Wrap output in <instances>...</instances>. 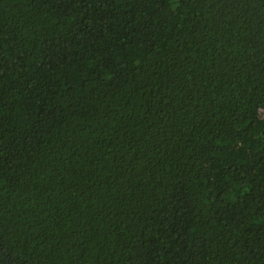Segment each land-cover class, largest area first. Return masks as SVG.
Segmentation results:
<instances>
[{"label": "trees", "instance_id": "1", "mask_svg": "<svg viewBox=\"0 0 264 264\" xmlns=\"http://www.w3.org/2000/svg\"><path fill=\"white\" fill-rule=\"evenodd\" d=\"M0 264H264V0H0Z\"/></svg>", "mask_w": 264, "mask_h": 264}]
</instances>
